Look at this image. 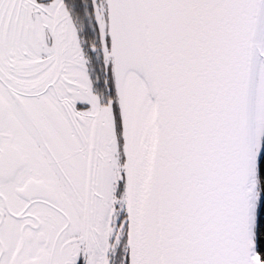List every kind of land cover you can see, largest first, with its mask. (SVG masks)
Wrapping results in <instances>:
<instances>
[{"label": "snow or ice", "instance_id": "snow-or-ice-1", "mask_svg": "<svg viewBox=\"0 0 264 264\" xmlns=\"http://www.w3.org/2000/svg\"><path fill=\"white\" fill-rule=\"evenodd\" d=\"M0 264H264V0H0Z\"/></svg>", "mask_w": 264, "mask_h": 264}]
</instances>
